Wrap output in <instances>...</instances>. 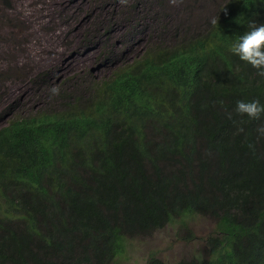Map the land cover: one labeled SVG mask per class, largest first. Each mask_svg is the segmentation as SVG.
I'll use <instances>...</instances> for the list:
<instances>
[{
    "label": "trees",
    "instance_id": "trees-1",
    "mask_svg": "<svg viewBox=\"0 0 264 264\" xmlns=\"http://www.w3.org/2000/svg\"><path fill=\"white\" fill-rule=\"evenodd\" d=\"M175 1L182 17L159 26L140 0H91L74 48L98 43V62L114 63L142 27V56L85 90L51 72L28 80L53 109L0 128V264H116L127 240L196 216L213 224L202 253L171 264H264V116L234 111L264 103V77L228 52L249 20L264 23V3L221 0L191 27L204 6ZM152 2L165 14L172 0Z\"/></svg>",
    "mask_w": 264,
    "mask_h": 264
},
{
    "label": "rangeland",
    "instance_id": "rangeland-1",
    "mask_svg": "<svg viewBox=\"0 0 264 264\" xmlns=\"http://www.w3.org/2000/svg\"><path fill=\"white\" fill-rule=\"evenodd\" d=\"M184 1L190 3V0ZM220 1L200 0L199 4L204 7L192 13L189 25L194 26L193 20L200 13L210 15ZM88 3L91 4V0H0V109L8 103H16L15 110L1 115L0 128L17 118L53 109L45 98L33 95L28 83L33 75L51 72L57 86L77 78L82 80L78 89L85 90L93 83L109 79L112 73L142 56L149 47L152 35H142L141 27L132 43L125 48L118 47L121 53L114 63L98 62V43L77 51L74 47L80 34L88 29L87 25L99 12L93 5L86 8ZM166 6L165 14L152 0H140L139 7H151V16L159 18V26L167 22L175 25L183 13L175 0ZM150 27L155 29L153 25ZM122 30L123 26L117 22L110 30L112 37L117 40ZM212 229L210 221L198 216L186 218L183 224L175 222L150 238L127 240L125 253L116 264H145L150 253L169 264L199 255ZM189 234L192 240L182 239Z\"/></svg>",
    "mask_w": 264,
    "mask_h": 264
},
{
    "label": "clouds",
    "instance_id": "clouds-1",
    "mask_svg": "<svg viewBox=\"0 0 264 264\" xmlns=\"http://www.w3.org/2000/svg\"><path fill=\"white\" fill-rule=\"evenodd\" d=\"M260 3H264V0H260ZM224 8L225 6L221 10H224ZM210 23L213 27H216L218 18H212ZM228 52L256 69L259 77H264V23L257 24L249 20L247 31L239 35L230 44ZM58 91V88L55 87L51 89L53 94L58 93ZM234 111L237 115L247 116L250 120H260L264 116V103H261L259 99L251 101L238 100ZM239 131H243V129H239ZM256 131L259 137H264V125L259 126Z\"/></svg>",
    "mask_w": 264,
    "mask_h": 264
}]
</instances>
